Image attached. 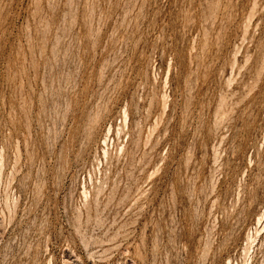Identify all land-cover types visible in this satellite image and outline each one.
Here are the masks:
<instances>
[{
  "label": "rangeland",
  "instance_id": "1",
  "mask_svg": "<svg viewBox=\"0 0 264 264\" xmlns=\"http://www.w3.org/2000/svg\"><path fill=\"white\" fill-rule=\"evenodd\" d=\"M0 264H264V0H0Z\"/></svg>",
  "mask_w": 264,
  "mask_h": 264
}]
</instances>
